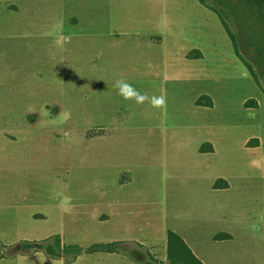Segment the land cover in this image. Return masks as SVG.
<instances>
[{
  "label": "rangeland",
  "instance_id": "obj_1",
  "mask_svg": "<svg viewBox=\"0 0 264 264\" xmlns=\"http://www.w3.org/2000/svg\"><path fill=\"white\" fill-rule=\"evenodd\" d=\"M169 231L204 264H264V92L221 21L198 0H0V264H169Z\"/></svg>",
  "mask_w": 264,
  "mask_h": 264
},
{
  "label": "trees",
  "instance_id": "obj_2",
  "mask_svg": "<svg viewBox=\"0 0 264 264\" xmlns=\"http://www.w3.org/2000/svg\"><path fill=\"white\" fill-rule=\"evenodd\" d=\"M198 1L221 21L236 57L246 66L254 81L264 92V0ZM195 53V57L192 54L187 57L190 59L202 57L199 51ZM195 104L198 107L213 108V101L207 96L199 98ZM245 107L257 109L259 104L256 100H249L245 103ZM200 152L212 153L213 147L210 144L204 145ZM221 182L224 184L220 185ZM221 188H228V183L223 179L218 180L214 185V189ZM217 238L230 240L231 236L222 234ZM29 248L33 247L29 246ZM62 250L59 238H55L54 245L46 248L47 254L53 258H59ZM167 259L169 264H204L184 239L173 231L167 233Z\"/></svg>",
  "mask_w": 264,
  "mask_h": 264
},
{
  "label": "clouds",
  "instance_id": "obj_3",
  "mask_svg": "<svg viewBox=\"0 0 264 264\" xmlns=\"http://www.w3.org/2000/svg\"><path fill=\"white\" fill-rule=\"evenodd\" d=\"M112 86L116 89L117 94L126 101L132 100L137 105L148 102L151 107L160 109H164L167 106V99L164 95L149 96L147 93H142L123 77L115 79Z\"/></svg>",
  "mask_w": 264,
  "mask_h": 264
},
{
  "label": "crops",
  "instance_id": "obj_4",
  "mask_svg": "<svg viewBox=\"0 0 264 264\" xmlns=\"http://www.w3.org/2000/svg\"><path fill=\"white\" fill-rule=\"evenodd\" d=\"M259 146V145H258ZM228 183V182H227ZM226 189H229V184H228V188H226ZM231 236V235H230ZM231 239H232V236H231Z\"/></svg>",
  "mask_w": 264,
  "mask_h": 264
}]
</instances>
